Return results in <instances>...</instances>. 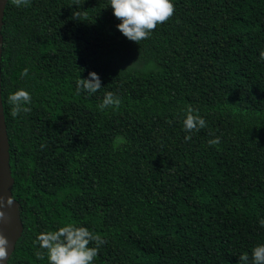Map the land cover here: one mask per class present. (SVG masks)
I'll return each mask as SVG.
<instances>
[{
  "label": "trees",
  "instance_id": "16d2710c",
  "mask_svg": "<svg viewBox=\"0 0 264 264\" xmlns=\"http://www.w3.org/2000/svg\"><path fill=\"white\" fill-rule=\"evenodd\" d=\"M173 3L138 44L110 0L7 2L1 100L23 224L7 264H49L34 241L69 223L106 241L93 264H252L264 244V0ZM90 71L101 89L77 94ZM21 88L32 110L14 119ZM109 91L121 104L100 110ZM189 108L206 127L186 141Z\"/></svg>",
  "mask_w": 264,
  "mask_h": 264
},
{
  "label": "clouds",
  "instance_id": "9594fccd",
  "mask_svg": "<svg viewBox=\"0 0 264 264\" xmlns=\"http://www.w3.org/2000/svg\"><path fill=\"white\" fill-rule=\"evenodd\" d=\"M17 7L27 6L30 0H11ZM80 0H76L79 5ZM114 16L121 21L117 28L131 41L140 44V41L149 38L157 25L170 20L175 12L173 0H110ZM73 16L80 19V13L74 12ZM260 59L264 61V51L260 52ZM22 76L28 75L25 68ZM102 87L101 78L95 71H90L88 78H80L76 82V92L81 91L94 94ZM8 103L11 105L10 115L15 119L21 113L31 112L32 97L28 91L21 88L8 96ZM121 100L113 92H106L102 102L98 105L100 110L110 107H119ZM171 123V121H169ZM206 127V121L199 115H194L191 108L183 121L184 130L189 133L185 140H191V133L198 132ZM209 145H218L220 138L215 137L208 141ZM13 199L11 196L5 201L0 196V223L7 222V215L3 210L5 206L11 207ZM261 227H264V219L259 220ZM9 239L0 232V262L8 257ZM34 243L39 244L41 249L46 250L49 264H93L94 258L98 255L99 248L106 241L99 235L90 231L84 226H75L71 223L59 227L55 231L41 232ZM94 244L95 246H90ZM36 256L44 259L45 252H36ZM247 254L239 256V264H247ZM252 264H264V244H259L252 249Z\"/></svg>",
  "mask_w": 264,
  "mask_h": 264
},
{
  "label": "water",
  "instance_id": "95a60500",
  "mask_svg": "<svg viewBox=\"0 0 264 264\" xmlns=\"http://www.w3.org/2000/svg\"><path fill=\"white\" fill-rule=\"evenodd\" d=\"M9 0H0V196L5 201L9 196L13 199L11 207H4V211L8 217L7 222L0 223V232L9 239L8 257L0 264H7L9 257L14 251L15 244L23 231V224L18 217V202L12 197L11 188L13 185V177L11 175L9 163V141L6 129L3 105L1 100V28L3 25V17L6 4Z\"/></svg>",
  "mask_w": 264,
  "mask_h": 264
}]
</instances>
